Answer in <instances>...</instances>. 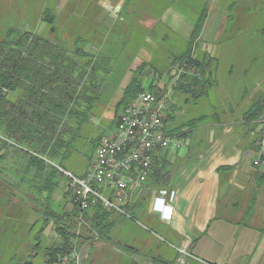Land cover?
I'll use <instances>...</instances> for the list:
<instances>
[{"label": "trees", "instance_id": "1", "mask_svg": "<svg viewBox=\"0 0 264 264\" xmlns=\"http://www.w3.org/2000/svg\"><path fill=\"white\" fill-rule=\"evenodd\" d=\"M137 1L125 0L117 21L111 27L95 30L91 37H85L78 31L63 35L58 28L55 2L46 7L42 16L46 33L11 28L4 37H0V166L5 164L11 153L16 159L27 161L22 180L29 184L30 192L42 200L40 219L32 227V230H37L34 248L42 247L43 233L51 221L55 222L60 236L59 241L44 249L46 264H58L61 256L72 252V240L77 229L76 206L72 204V208L66 210L71 199L65 201L60 212L49 204L55 190L66 180L56 166L83 176L104 137L101 133L92 138L98 129L93 120L103 118L125 76L132 74L122 99L115 106L114 120L121 108L140 93L164 92L165 88L158 86L165 75L157 63L158 57L168 66V74L175 67L183 68L175 89L188 95V104L197 105L198 101L208 98L215 85L219 62L202 49L201 41L209 15L205 1H189V7H186L180 0H158L155 10L150 12L157 20L152 29L146 28L138 18ZM237 1L231 0L228 5L229 22ZM173 7L192 22L187 40L161 20L163 14ZM150 39L156 47L148 41ZM144 48L151 51V60L133 69L135 59ZM173 109L171 106L165 117L166 124L177 122ZM263 109L264 96L244 113L239 127L247 136L252 134V122L258 119ZM210 121L220 123L218 119L201 115L186 122H177L170 135L191 139L195 130ZM186 128L187 132H183ZM250 145L254 146L255 141ZM231 170L223 167L219 172ZM171 176L166 153L155 161L147 182L157 191H168ZM65 196L70 198V193ZM147 202L148 197L144 196L137 204L127 206V216L107 211L97 203L86 214L88 227L82 231H87V239L91 241L95 237L90 236V232L94 231L98 240L138 252L115 242L112 233L117 219L135 221L141 218ZM179 257L177 251L174 262L167 264H176ZM25 259L27 257L15 256L8 264H34L32 260Z\"/></svg>", "mask_w": 264, "mask_h": 264}, {"label": "crops", "instance_id": "2", "mask_svg": "<svg viewBox=\"0 0 264 264\" xmlns=\"http://www.w3.org/2000/svg\"><path fill=\"white\" fill-rule=\"evenodd\" d=\"M246 1H237V7L234 9L233 18L230 22L225 5L228 2L230 3L231 0L216 3L213 12L208 15L201 34L202 49L206 45H214L218 48L224 46L222 44L223 36L227 33L228 26L233 22L239 23L241 26L242 21H235L238 17L236 11L237 8L243 7ZM181 19L182 17L166 13L162 21L170 23L169 26L178 32L183 39L187 40L193 26L191 25L190 28V24L181 23L183 19L181 22L176 21ZM187 21L190 22L188 19ZM235 30L231 36L232 38H230L231 44H234L236 38L238 39L241 35L239 27ZM151 58L149 57L146 61H150ZM229 71L228 73H232L233 69ZM219 72L218 68L215 85L209 97L206 98L211 101L210 106L215 109H217L215 104L218 100L217 83L219 81H217V77ZM131 77V73L125 76L121 89L115 95L102 120H105L108 116L111 118L115 106L122 99L124 89L128 86ZM158 86L160 89L165 88L166 90L170 87L162 82H159ZM176 92L174 87L171 95V106L174 108L173 115L177 120L178 111L180 112L182 106L190 104L187 103L188 95L184 94L182 98H178V95L177 97L174 96ZM251 92L246 90L241 94L236 93L237 96H240L239 102L236 103L238 108L224 105V109L219 108L212 113L205 111L201 115L218 119L220 123L210 121L200 126L194 131L191 139L185 140L180 135H175L181 141V147L178 149L173 147L162 153V155L168 154L172 173L168 190L171 200L169 201L170 207L167 213V216H170L171 219H163L160 214L154 211L155 201L160 196L161 191L151 187L148 182L146 184L144 196L148 197V202L141 217L157 224V227L163 230V233L173 245L172 249L179 251L178 249L187 248L188 251L191 248V258L196 264H264V169L255 168L252 164L257 149L255 145H250L251 142L255 141L253 132L250 136H247L239 127L244 113L257 100L249 104L241 116L238 117L237 115V110L241 108L244 101L251 98ZM223 97L225 95L221 96V98ZM218 101L220 102V100ZM195 107L197 108V105ZM177 122L168 125L175 130ZM112 131L113 124L108 129L106 136L110 135ZM183 132H187V128L183 129ZM26 166V160L16 159L12 153L7 156L5 164L0 166V181L5 182L7 187L10 188L9 195L11 196L4 200L6 208L0 214V222L9 225L10 229L18 221L14 219V204L24 200L21 205L28 206V202L25 200L32 199L31 194L33 195V193L30 192L29 184L22 180ZM87 167L88 164L83 174ZM223 167H230L232 170L219 172V169ZM58 194H60V199L62 195L64 204L65 201H69L70 198L67 199L65 196L66 187L61 185L56 189L52 195L53 200L56 196L58 197ZM59 198L57 199L60 200ZM138 201L139 199L132 203L137 204ZM71 208L70 202L66 210ZM16 210L19 211L20 209L17 208ZM36 222L37 220L33 221L30 228L27 229L28 235L31 234L32 227ZM26 224H28V221ZM128 224H130L128 220L117 219V233H119L118 231L123 232ZM46 234H48L47 228L43 235L46 236ZM194 240H196L195 243H193ZM1 241H8L4 232L0 237ZM119 243L121 246L125 245L138 250V252L128 251L118 246L124 254L119 258H125V264H154L157 262L167 264L172 263L176 258L174 253L170 260L168 258L165 260V257L156 255L152 251H149L148 254L147 252H140L135 245L125 244L122 238Z\"/></svg>", "mask_w": 264, "mask_h": 264}, {"label": "rangeland", "instance_id": "3", "mask_svg": "<svg viewBox=\"0 0 264 264\" xmlns=\"http://www.w3.org/2000/svg\"><path fill=\"white\" fill-rule=\"evenodd\" d=\"M180 1L184 6L189 7V1L194 0ZM196 1H199L198 3L205 1L209 7V15L215 9L216 3L225 2V0ZM53 2H55V10L58 17V28L63 32V35L78 31L85 37H91L95 30L103 26L111 27L115 21H117L118 13L125 4V0H0V37H4L11 28L21 30L29 29L32 31H39L42 34H44V32L46 33L47 27L42 23V16L46 7ZM157 2L158 0L137 1L139 9L136 10V13L138 18L142 20V23L148 29H152L157 21L150 15V12L154 11L156 5H158ZM229 4V2L227 5L224 4L228 14L229 11L227 8ZM132 7L133 6H131L130 9ZM236 12L238 17L235 21H242L241 26L239 23L235 22L228 26L227 33L223 36L222 44L224 46L218 48L214 45H206L203 48L219 62L220 72L218 73L217 81L220 83H217V99L220 100V102L218 100L216 101L215 105L217 109L210 106L211 101L206 98L198 101L197 108H194L196 105L184 104L181 110L184 109L183 111L185 112L181 110L180 112L178 111V123L199 117L201 114H204L205 111H208V113L210 111L212 113L219 108H223L224 105L238 108L236 103L239 102L240 96H237L236 93L241 94L246 90L247 92L252 91L251 98H247L241 108L237 110V115L239 117L249 104L264 96V0H247L246 4L239 9L237 8ZM166 13H171L176 17H182L183 21L182 19L176 21H182L181 23L185 22L187 25L190 24L191 28L192 22H188L186 17L181 15L174 7L168 9L163 16ZM163 23L170 25V23ZM238 27L241 35L238 39L235 37L236 40L234 44H231L230 38H232V34ZM173 31L180 36L178 32L175 30ZM148 41L150 42L151 39ZM151 42L154 44V47L157 46L154 41ZM139 56L140 58H138ZM138 57L132 65L133 69L142 64V62L148 60L149 57H152V53L147 48H144ZM159 58L160 57L157 58V63L161 70L165 72L160 82L170 85L174 77H172V73H167L168 66L164 65L166 64L164 60ZM230 69H233L232 73H228ZM174 70L177 72L179 67H175L171 71L173 72ZM155 79L158 80V76H155ZM147 85L148 83L146 86ZM177 95L178 98H182L184 93H174V96L177 97ZM223 95H225V97L221 98ZM109 117L110 116L106 117L105 120H102L103 118L93 120V123L98 129L91 135L92 138L101 133L104 137L106 136L108 129L111 128L113 124L114 111L111 118ZM72 172L76 174L75 171ZM65 185L66 182L63 180L62 186L66 187ZM9 192L10 188L7 187L6 183L0 181V198L3 199H0V214H2L4 208H6L4 200H6L7 197H11ZM59 196L60 194H58V197L56 196L54 200L52 197L49 202L51 208L55 211H61L64 205L62 195L61 199ZM31 198L32 199L25 200L28 202V206L21 205L24 200L14 204V219L18 221L12 225V229H10L9 225L6 223L0 222V237L4 232V234L6 233V239H8L7 242H0V264H8L10 259L15 256L27 257L25 261L32 260L34 264H46L44 249L51 247L60 240L59 234L57 232L53 233L55 222L51 221L47 227L48 234L44 236V240L42 241V247L40 249L34 248V244L37 242L35 238L37 230H32L31 234L28 235L27 229L30 228L33 221H39V211L42 210V200L32 194ZM64 199L66 198L64 197ZM13 202L15 203L14 200ZM17 208L20 210H16ZM27 221L29 225L26 224ZM128 222L130 224H128L127 228L123 230V232L118 231L119 233L116 231L118 225H115L112 233L115 242H119L122 238L125 244L135 245L140 252H147L148 254L149 251H152L156 255L158 254L159 256L165 257V260L167 258L170 260L173 253L175 257H177V250L175 249V252V250L172 249L173 245L163 233V230L157 227V224H153L143 217L135 221L128 220ZM82 234H84V236L80 241L82 245L79 249L83 251V255H88V259H85L84 264H125V258H119V256L124 254L118 246L98 240V236H96L94 231L90 232V236L93 235V237H95L93 241H91L90 238L87 239L89 235L84 229ZM118 235H120V237H118ZM190 251H192L191 248L188 249V252ZM188 255L189 256L184 257L186 261L185 264H196L192 260L193 258L190 257L191 252ZM154 264H160V262ZM176 264L181 263L178 260Z\"/></svg>", "mask_w": 264, "mask_h": 264}, {"label": "built area", "instance_id": "4", "mask_svg": "<svg viewBox=\"0 0 264 264\" xmlns=\"http://www.w3.org/2000/svg\"><path fill=\"white\" fill-rule=\"evenodd\" d=\"M182 73L183 68L172 72L174 79L164 92H142L121 108L116 120L113 119L112 133L102 138L83 176L56 166L66 178V193H70L77 210L73 249L60 257V264H84L88 259L79 247L82 228L88 227L86 214L94 205L101 203L107 211L127 216V206L144 197L155 161L164 151L181 147V141L170 135L174 129L165 123V117L171 111V95ZM252 124L257 148L252 164L264 169V109ZM170 200L169 192L164 190L155 201L154 211L166 220L171 219L167 216ZM53 227L55 233L56 226ZM178 250V260L185 264L184 257L189 252L187 248Z\"/></svg>", "mask_w": 264, "mask_h": 264}]
</instances>
